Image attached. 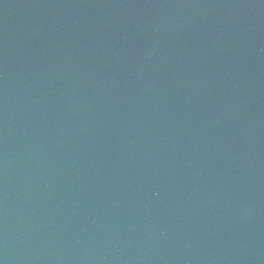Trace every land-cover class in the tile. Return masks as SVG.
<instances>
[{
	"label": "water",
	"instance_id": "95a60500",
	"mask_svg": "<svg viewBox=\"0 0 264 264\" xmlns=\"http://www.w3.org/2000/svg\"><path fill=\"white\" fill-rule=\"evenodd\" d=\"M0 264H264V0H0Z\"/></svg>",
	"mask_w": 264,
	"mask_h": 264
}]
</instances>
